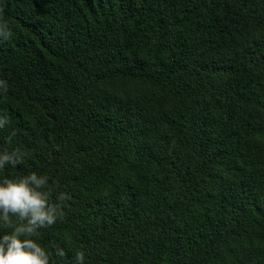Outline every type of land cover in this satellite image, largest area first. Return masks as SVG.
<instances>
[{
	"label": "trees",
	"instance_id": "16d2710c",
	"mask_svg": "<svg viewBox=\"0 0 264 264\" xmlns=\"http://www.w3.org/2000/svg\"><path fill=\"white\" fill-rule=\"evenodd\" d=\"M0 81L50 264H264V0H0Z\"/></svg>",
	"mask_w": 264,
	"mask_h": 264
},
{
	"label": "clouds",
	"instance_id": "9594fccd",
	"mask_svg": "<svg viewBox=\"0 0 264 264\" xmlns=\"http://www.w3.org/2000/svg\"><path fill=\"white\" fill-rule=\"evenodd\" d=\"M6 88L0 81V90ZM6 123L0 117V128ZM23 153L0 150V169L16 166ZM49 178L36 171L19 176H0V264H50V253L38 239V230L52 225L62 213L65 193L53 201ZM56 254L63 256L62 249ZM72 264H84V254L76 251Z\"/></svg>",
	"mask_w": 264,
	"mask_h": 264
}]
</instances>
